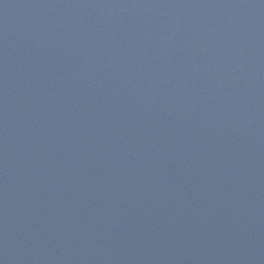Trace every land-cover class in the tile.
Listing matches in <instances>:
<instances>
[{"label":"water","instance_id":"1","mask_svg":"<svg viewBox=\"0 0 264 264\" xmlns=\"http://www.w3.org/2000/svg\"><path fill=\"white\" fill-rule=\"evenodd\" d=\"M0 264H264V0H0Z\"/></svg>","mask_w":264,"mask_h":264}]
</instances>
